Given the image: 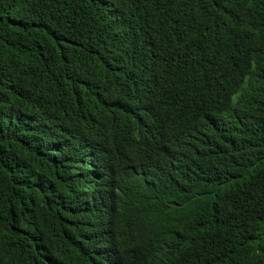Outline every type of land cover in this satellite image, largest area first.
Listing matches in <instances>:
<instances>
[{"label": "trees", "instance_id": "obj_1", "mask_svg": "<svg viewBox=\"0 0 264 264\" xmlns=\"http://www.w3.org/2000/svg\"><path fill=\"white\" fill-rule=\"evenodd\" d=\"M0 264H264V0H0Z\"/></svg>", "mask_w": 264, "mask_h": 264}]
</instances>
